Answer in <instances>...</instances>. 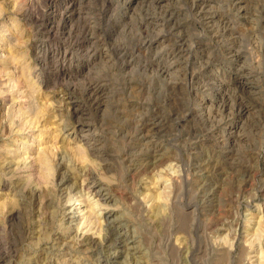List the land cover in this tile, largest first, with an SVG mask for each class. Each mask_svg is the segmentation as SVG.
Wrapping results in <instances>:
<instances>
[{
	"label": "rangeland",
	"instance_id": "rangeland-1",
	"mask_svg": "<svg viewBox=\"0 0 264 264\" xmlns=\"http://www.w3.org/2000/svg\"><path fill=\"white\" fill-rule=\"evenodd\" d=\"M0 264H264V0H0Z\"/></svg>",
	"mask_w": 264,
	"mask_h": 264
},
{
	"label": "bare ground",
	"instance_id": "bare-ground-1",
	"mask_svg": "<svg viewBox=\"0 0 264 264\" xmlns=\"http://www.w3.org/2000/svg\"><path fill=\"white\" fill-rule=\"evenodd\" d=\"M145 45V44H144ZM95 191V190H94ZM91 194V193H90ZM100 196V195H99ZM123 247V246H122ZM118 248V247H117ZM112 255V254H111ZM119 259V258H118ZM132 259H134V258H132Z\"/></svg>",
	"mask_w": 264,
	"mask_h": 264
}]
</instances>
